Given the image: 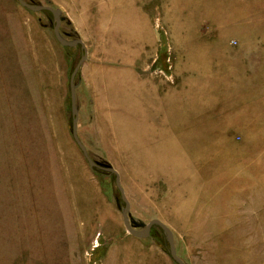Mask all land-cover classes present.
Here are the masks:
<instances>
[{
    "label": "rangeland",
    "instance_id": "rangeland-1",
    "mask_svg": "<svg viewBox=\"0 0 264 264\" xmlns=\"http://www.w3.org/2000/svg\"><path fill=\"white\" fill-rule=\"evenodd\" d=\"M23 1L85 46L77 135L137 231L164 224L184 264H264V0ZM54 25L0 0V264H175L158 228L126 231L114 177L74 142L83 52ZM139 118L188 161L145 170L117 134Z\"/></svg>",
    "mask_w": 264,
    "mask_h": 264
},
{
    "label": "water",
    "instance_id": "water-1",
    "mask_svg": "<svg viewBox=\"0 0 264 264\" xmlns=\"http://www.w3.org/2000/svg\"><path fill=\"white\" fill-rule=\"evenodd\" d=\"M17 2L22 7H24L25 9H27L31 12H34V13L45 12V13L49 14L50 16H52V18L54 19V22H55V25L53 27V33H54V37H55L56 41L58 42V44L63 46V47H77L78 46L83 52V55H82L81 59L79 60L78 64L76 65L75 69L73 70L71 77H70V81H69L71 116H72L71 134H72V138H73L74 142L76 143L77 147L81 151V153H82L84 159L86 160V162L88 163L89 167L94 171L104 172L108 176L114 177L115 186H116V188L120 194L121 201L124 204V208L121 210V214H122L123 225H124L126 231L130 235H132L136 238L145 239V238L149 237L150 231L152 228H154V227L158 228L164 234V236L168 242V255H169V257L173 260V262L175 264H184L177 257L175 246H174L173 235H172L171 231L164 224H162L161 222H159L157 220H153L147 226H145L144 231H141V232L137 231V229L142 228L143 225L138 224L136 221L132 220L129 216V204H128L125 196H124V192L122 191L121 184H120V178H119L118 173L106 164L92 161L90 159V157L88 156L86 148L84 147V145L80 142V140L78 138V135H77L78 112H77L76 100H75V88H76V86L74 85V79H75V76H76L80 66L86 60V51H85L84 44L79 40L69 43V42H66L60 36L59 28H60L61 18H60V13L57 10H54L50 7L32 6V5L25 3L23 0H17Z\"/></svg>",
    "mask_w": 264,
    "mask_h": 264
},
{
    "label": "bare ground",
    "instance_id": "bare-ground-1",
    "mask_svg": "<svg viewBox=\"0 0 264 264\" xmlns=\"http://www.w3.org/2000/svg\"><path fill=\"white\" fill-rule=\"evenodd\" d=\"M167 1L173 4V3H177L178 0H167ZM179 3L181 2L179 1ZM205 8L209 9L210 6L206 4ZM160 104H154L153 106L154 108H156V110L162 109L163 107L165 108L167 106L166 103L164 104L160 103ZM171 105L172 104H170V108H171ZM168 116L169 117L172 116V112L167 113V117ZM144 122L145 121L143 119L139 118L137 121H135V123L141 126H132L128 122H127V126H118L117 134L119 135V137H121L122 139L121 142H124L125 145L130 149V156L133 157L134 160H138V158L141 159L140 162L142 163V165H144L145 170L156 171L158 174L160 172H163L164 170H160V162H159L160 159L163 158L162 157L163 155H165L166 157L163 159L166 160L167 162L170 161L171 163L172 162L180 163L183 161L184 162L188 161L187 155L182 154V153L175 154L172 149V145H175L176 143L181 144V141L173 142L175 143L173 144L172 139L170 138L166 141L160 140V138L163 137L164 134L162 135L158 134L156 136L157 142H155L153 139H148V137H153V136L151 132L148 131V128H147L148 126H142ZM169 127L171 128L172 125L168 124V128ZM192 134H195L192 136L195 139L199 137L198 133H192ZM218 141H221V140H218ZM124 143H122L123 147H124ZM186 171L188 172V166L179 167L176 169V174L178 176H181L180 173L183 174ZM255 175H256V180L263 186V184L261 183V180L264 182V169L260 168L256 170ZM257 188H258V185L254 184L252 190H257ZM231 197L232 196H230V198ZM228 198L229 196H227L225 200ZM232 202L239 203L241 201L237 198H233ZM186 207L187 209L189 208V203L187 204ZM186 217H188V215H186Z\"/></svg>",
    "mask_w": 264,
    "mask_h": 264
}]
</instances>
